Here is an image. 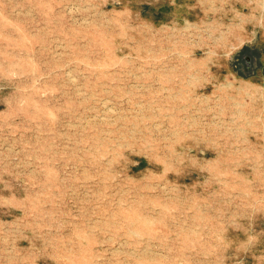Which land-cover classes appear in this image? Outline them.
<instances>
[{"label":"rangeland","instance_id":"obj_1","mask_svg":"<svg viewBox=\"0 0 264 264\" xmlns=\"http://www.w3.org/2000/svg\"><path fill=\"white\" fill-rule=\"evenodd\" d=\"M0 264H264V0H0Z\"/></svg>","mask_w":264,"mask_h":264}]
</instances>
